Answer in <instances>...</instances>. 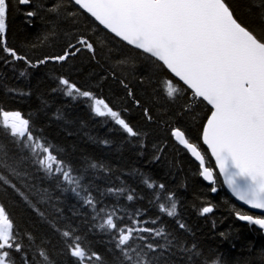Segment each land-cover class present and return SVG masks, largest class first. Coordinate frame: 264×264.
<instances>
[{"label":"trees","instance_id":"1","mask_svg":"<svg viewBox=\"0 0 264 264\" xmlns=\"http://www.w3.org/2000/svg\"><path fill=\"white\" fill-rule=\"evenodd\" d=\"M38 3L47 5L52 0H34L31 6L11 0L7 44L36 66L29 67L23 61L6 64L0 59V111H19L29 119L33 134L46 141L74 175L83 177V187L78 189V197L71 191L75 185L47 176L30 160L20 165L19 177H9L19 192L0 182V204L7 209L23 242L31 244L30 256L36 255L40 246L60 264H69L70 258L61 255L63 244L57 229L75 228L85 238L82 243L99 253L104 264H115L111 233L99 228L101 218L115 210L122 225L129 224L131 217L148 222L137 227H165L176 237V243L195 246L202 252L201 260L219 257L220 264H264V235L236 216V211L249 212L225 191L217 174L214 184L204 183L198 164L170 134L173 128L184 131L205 155L206 165L213 167L200 141L209 106L192 101L191 91L166 69L157 68L86 14L60 20L54 26V15L39 9L29 25L23 13ZM227 3L241 21L258 28L259 0ZM67 10L76 8L67 4ZM80 37L94 45L93 52L77 44ZM69 43L80 51L65 61L38 63L45 57L62 55ZM61 77L104 99L139 135L130 137L110 118L95 116L90 101L65 96L59 85ZM165 79L182 90L173 99L166 96ZM0 146L11 156L23 155L2 127ZM149 183L153 187H148ZM84 189L104 213L84 204ZM128 195L133 200L129 201ZM161 203L166 207L175 203L176 216L160 213ZM205 206L213 211L201 215ZM157 217L158 223L152 225L150 221ZM179 223L186 227L179 228ZM24 233H31L34 243L23 237ZM159 242L164 243L162 239ZM160 264L189 262L187 254L174 247L164 253Z\"/></svg>","mask_w":264,"mask_h":264},{"label":"snow or ice","instance_id":"2","mask_svg":"<svg viewBox=\"0 0 264 264\" xmlns=\"http://www.w3.org/2000/svg\"><path fill=\"white\" fill-rule=\"evenodd\" d=\"M33 3L34 0H16L17 5L31 6ZM67 4L73 5L76 11H68ZM258 6L260 25L256 29L241 21L227 0H52L47 5L38 3L23 14L25 22L31 25V18L38 15V10L46 9L54 15V26L60 20L86 14L114 38L152 60L157 68L166 69L178 78L191 91L192 101L210 106L207 108L210 115L202 125L201 139L215 159V167L224 183L237 200L252 209L264 210V0H259ZM10 10L11 0H0V53L3 54L0 59L6 64L23 61L35 67L26 56L7 44ZM77 44L89 52L94 51V45L84 37H80ZM79 51L80 48L69 43L62 55L45 57L38 63L65 61ZM163 84L169 99L182 91L171 79H165ZM59 85L65 96L90 101L95 116L110 118L130 137L139 135L104 99L63 77L59 78ZM145 115L151 119L147 109ZM0 127L23 153L17 158L0 146V182L19 192L9 177H19L20 165L30 160L47 176L56 177L69 186L75 185L71 191L81 196L78 189L83 187V177L74 175L46 141L33 134L29 119L23 118L19 111H0ZM170 134L199 162L200 175L214 183L213 169L206 166L205 155L198 146L190 142L180 128L171 129ZM148 187L153 185L149 183ZM84 191L87 193V189ZM212 191L216 188L212 187ZM82 198L94 211L105 212L90 193ZM127 199L131 201L133 196L128 195ZM212 211V207L205 206L200 214ZM159 212L175 217L176 204L166 207L161 203ZM136 215L140 216L139 211ZM236 216L264 230V216L241 211H236ZM101 219L99 228L111 233L114 242L115 264H160L164 253L171 252L174 247L187 254L189 264H197L198 260L200 264H220L219 257L201 260L202 252L196 251L195 246L188 248L182 242L176 243V237L163 226L137 227L148 222L131 217L129 224L122 225L115 210ZM158 220L159 217L150 223L156 225ZM185 227L179 223V228ZM57 232L63 244L61 255L70 258L69 264H104L99 253L82 243L85 238L75 228L71 231L57 229ZM23 237L34 243L31 233H24ZM161 239L164 243L159 242ZM30 252L31 244L23 242L7 209L0 204V264H60L44 247L37 246L36 255L30 256Z\"/></svg>","mask_w":264,"mask_h":264},{"label":"water","instance_id":"3","mask_svg":"<svg viewBox=\"0 0 264 264\" xmlns=\"http://www.w3.org/2000/svg\"><path fill=\"white\" fill-rule=\"evenodd\" d=\"M102 27V26H101ZM103 28V27H102ZM106 30V29H105ZM107 31V30H106ZM171 74V73H170ZM172 75V74H171ZM174 77V76H173ZM175 78V77H174ZM177 80H178V78H176ZM179 81V80H178ZM179 82H181V81H179ZM182 83V82H181ZM210 107V106H209ZM208 115H210V112H209V114ZM207 118V117H206ZM205 122H206V119H205ZM204 122V123H205ZM201 133H202V131H201ZM173 139L175 140V138L173 137ZM176 141V140H175ZM201 141H202V139H201ZM178 144H179V142L178 141H176ZM202 144H203V141H202ZM180 145V144H179ZM204 145V144H203ZM182 148H183V146L182 145H180ZM204 147L207 149V146L206 145H204ZM186 150V149H185ZM187 151V150H186ZM207 151L209 152V154H210V157L212 158V160H213V162H214V166H215V159L211 156V153H210V151L207 149ZM188 154L190 155V157L196 162V163H198V165H199V162L198 161H196L195 160V158L194 157H192L191 156V154L188 152ZM200 168V167H199ZM215 169H216V171H217V173L219 174V169L218 168H216L215 167ZM219 176H220V179H221V181H222V184H223V186H224V188L227 190V192L232 196V198L235 200V201H237L238 203H240L241 205H243L244 207H246L250 212H252V213H256V214H260V215H264V210H262V209H252V208H250V206H248V205H246V204H244L243 203V201H240V200H237L236 199V197L232 194V192H231V190L228 188V186L224 183V178L219 174ZM201 178H202V180L206 183V184H211L212 183V181H207V180H205L202 176H201ZM250 215V214H249ZM243 222H246V221H243ZM257 229H259V226H257V225H254ZM259 230H261V229H259ZM261 232H262V234L264 235V230H261Z\"/></svg>","mask_w":264,"mask_h":264},{"label":"bare ground","instance_id":"4","mask_svg":"<svg viewBox=\"0 0 264 264\" xmlns=\"http://www.w3.org/2000/svg\"><path fill=\"white\" fill-rule=\"evenodd\" d=\"M101 196V195H100ZM122 210V209H121Z\"/></svg>","mask_w":264,"mask_h":264}]
</instances>
